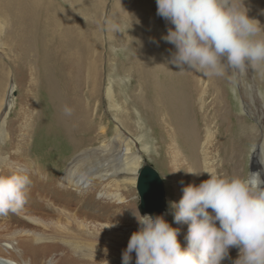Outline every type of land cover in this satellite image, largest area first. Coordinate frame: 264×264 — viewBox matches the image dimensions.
<instances>
[{
  "label": "rangeland",
  "instance_id": "1",
  "mask_svg": "<svg viewBox=\"0 0 264 264\" xmlns=\"http://www.w3.org/2000/svg\"><path fill=\"white\" fill-rule=\"evenodd\" d=\"M240 1L232 0L239 8ZM29 2H32V9L27 8V14H31V32L26 28L27 20H22L20 7H26ZM39 18L46 19L47 24L52 22L49 33L48 25L44 29ZM143 21H149L150 25L157 28L155 31L159 32L163 48L161 55L174 53L175 46L162 39L167 34V28L174 26L157 15L156 0H0V157H6L0 163V175L21 172L29 177L25 204L15 213L0 216V236L9 238V232L22 228L27 221L52 222L55 213L60 211L63 216L76 214L77 217L98 213L112 216L115 212L112 221L116 222L117 227L113 229V236L110 238L112 245L97 247L92 242H82L88 246L85 250L86 258L96 256L103 260L106 256H114L117 258L116 263L122 264L119 257L127 248L131 235L139 229L134 213L139 211L140 205L133 177L122 171L120 154L126 148L132 156L143 159L139 163L140 168L149 164L163 180L166 199L164 213L169 211V201H176L173 177L168 165L161 161L159 155L161 135L152 121L153 111L148 108L144 113L141 109V122L132 118L128 123L123 117L116 115L106 98L108 89L116 95L120 90L123 100L129 95L131 98L134 96L132 88L138 75L133 63L140 59L143 48L148 43L145 42L148 40L144 34L150 36V27L147 25L143 29ZM67 25L72 37L73 33L80 31L83 33V40L93 46L90 52L96 64L90 72L84 64L82 70L79 67L77 72L68 67L67 57L65 59L68 43L64 39ZM43 29L47 34L43 33ZM19 36L31 39L32 58L28 59L29 53H22V47L18 46ZM258 38L264 37L259 34ZM153 41L152 39V49L155 45ZM44 51L45 54L40 57ZM79 54L86 60L85 50ZM29 66L35 69L34 75L28 69ZM166 70L170 80L174 79L177 84L184 82L186 86L191 83L192 71L199 86L206 92L205 107L201 111L197 105V113L193 116L191 114L190 119L193 130L200 128L203 133L206 129L203 116L208 120L209 144L212 146L215 172L224 177L248 178L253 173L264 171V62L257 64L255 68L249 65L244 72L226 69L222 75H204L186 69L181 71L174 64ZM31 80L37 81L32 88L28 84ZM67 80L83 84L80 97L87 99V94L91 97L92 100L85 102L90 105L94 122L87 120L85 123L86 118H83L81 111L83 117H78L73 122L70 113L66 112L69 108L66 97L73 96L72 91L70 94L65 90ZM53 83L57 84L55 88ZM160 87L159 84V90ZM181 88L189 94L184 85L181 84ZM244 90L248 96L252 93L249 98L254 96L253 99L256 100L251 108L246 103ZM168 91L166 89L159 95L158 103H161L160 107L166 108L165 112L171 114L175 109V102L172 98L169 100L171 104L165 101ZM53 94L63 97L55 98ZM10 98L14 102L13 107L8 110L5 105ZM182 99L186 105L190 104L191 95ZM54 103L63 107L60 114V109ZM81 108L84 111L82 105ZM135 109L138 110V107L135 106L133 110ZM103 127L106 128L107 137L99 134ZM72 129L77 131L75 139L71 134ZM192 136L193 132L188 131L185 138L190 140ZM73 148L76 149L75 156L71 153ZM145 148H148V152ZM183 153L188 159L189 152ZM72 165H75L79 176L91 177L92 172L89 170L97 167L109 169V174L115 173L99 188L106 194H122L126 203L116 205L118 202L100 200L81 202L61 197L65 189L59 188L55 180L64 177ZM68 192L73 196L72 190ZM59 198L66 203L59 201ZM110 206L115 209L110 210ZM34 227L37 228V225ZM67 253L72 254L69 246L63 245L54 257L64 259ZM25 255L27 260L32 261H40L43 256L29 251Z\"/></svg>",
  "mask_w": 264,
  "mask_h": 264
},
{
  "label": "clouds",
  "instance_id": "2",
  "mask_svg": "<svg viewBox=\"0 0 264 264\" xmlns=\"http://www.w3.org/2000/svg\"><path fill=\"white\" fill-rule=\"evenodd\" d=\"M156 4L157 15L174 26L162 39L175 46L170 62L181 71L222 75L226 69L244 72L247 66L264 62V38H258L264 27L232 0H156ZM5 159L0 157V163ZM206 173L210 178L199 186L182 187V198L169 201L168 212L134 213L139 229L122 253V264H131L133 252L135 264H222L232 247L239 250L233 264H264L261 173L248 178ZM28 184V175L21 172L0 175V216L25 204ZM169 214L174 223L188 226L186 247L178 239L181 229L165 219Z\"/></svg>",
  "mask_w": 264,
  "mask_h": 264
},
{
  "label": "bare ground",
  "instance_id": "3",
  "mask_svg": "<svg viewBox=\"0 0 264 264\" xmlns=\"http://www.w3.org/2000/svg\"><path fill=\"white\" fill-rule=\"evenodd\" d=\"M239 6H240V10H244L245 7L248 10L249 17L258 20L261 26L264 27V0H241L239 2ZM20 7L22 8V15H23L22 20H27V22L25 21L27 24L26 28H29V31L31 32L32 28L30 26L31 22L29 19L31 18L30 16L31 14H27V8H29V10L32 9V2H29L26 7L25 6H20ZM132 8H134V6ZM133 10L134 9H132V11ZM40 22L44 27V29H46V26L48 25L47 30L49 33L52 27L51 24L52 22H49V24H47L48 21L46 19H41ZM143 25H144L143 29H145L147 25L148 27H150L149 30L150 36H148V34L147 35L144 34L146 39L148 40L145 42L148 43L145 45V48H143L140 59L138 58L137 61L134 60L135 63H133V68L136 69V73L138 75V80L134 83V86L132 88L133 93L131 92L132 95L134 96L131 98V96L129 95V97H126V99L123 100L121 98L122 92L120 90L118 95H116L115 93L112 92L111 89H108L106 98L109 100L110 107L111 109L114 110L116 115L121 116V118L123 117V119H125V122L128 123H130L129 119L132 118H136L138 119V122H141L139 114L143 111L145 113L146 111H148V108H150L153 111L154 115H151L152 121H154V123L157 125L159 129V133L161 135V138L159 137L160 138L159 155L161 156V161H163V163L166 166L168 165L169 173L171 177H173V182H174V191L176 197L175 202H179V200L182 198L183 195L182 187L184 185L195 184L199 186V184L202 181L210 178L206 172L209 171L215 172V164L212 158V146L211 143L209 144L210 135L208 129L209 125L207 122L208 120H206L205 116H203L204 125L206 126V129L204 130L205 133H203L201 132L200 128L193 130L190 119L191 114L193 116L195 113H197L196 111L197 105H199L198 109H200L201 111L203 107H205L204 95L206 92L199 86L197 79L194 78L192 71H191L192 80L189 86H186L184 82L177 84L174 83V79L172 80L169 79L170 76L169 77L167 76L166 69L169 66L172 68V63L170 62L172 59L171 58L172 53L169 54L167 52L165 55L163 54L161 55L162 53L161 49L163 48L160 43L161 41L159 37V32H157V30L155 31V29L157 28L153 24L150 25L149 21L148 22L143 21ZM68 28L69 25L66 26V30H65L66 36H64L65 42L68 43L69 46V47L67 46V50H66L67 55L65 56V59L67 57V61L69 65L68 67L70 69H73L74 72L75 71L77 72V69L79 67L82 70L84 64L86 66L87 71L90 72L94 67V65L96 64L93 57H91V52H90V50L93 49V46L90 43L88 44V41L83 40V33L80 31H78L77 34L73 33L74 37H72V33L68 31ZM44 29H43V33L47 34V31ZM260 34H262V36L264 37V31H262ZM48 38L50 37L48 36ZM137 38H139V36ZM151 38L154 40L153 42H155L153 49L151 48V41H152ZM18 46L22 47V53L25 52L29 53L27 54L28 59L32 58L33 52L31 51L30 48L31 46L30 38L19 36ZM83 50H85V54L87 56L86 60L84 56H81V54H79ZM151 50L153 51L151 52ZM44 54L45 51L39 56L41 57ZM28 69L32 70V74L34 75L35 69L32 68V66H29ZM68 71L69 73H71V70ZM79 78L81 81L80 76ZM36 82H37L36 80H31L29 81L28 84L32 88ZM65 82L67 83L64 84L66 92L70 93L72 91L73 93V94L70 93L73 96L66 97L69 105V108L66 109V112L70 113L73 122H75L76 118L83 117L82 114L84 115L83 118H86L85 123L87 122V120L94 122L93 116H91V110L89 109L90 105L88 104V102L87 103L85 102L92 100L91 97L87 96L88 94L85 95L87 99L83 97L81 99L80 97L81 86H83V84L81 83L82 81L77 84H74L72 80H70V82L69 80ZM159 84L161 85L160 90L158 89ZM181 84L186 87V89L189 91V94L184 92V90L181 88ZM56 86L57 84L54 85V88ZM166 89H168L169 91L165 97V101L167 102L172 98L175 102L173 103L175 104V109L172 107L174 111L171 114L167 111L165 112L166 108L160 107L159 105L161 103L160 104L158 103L159 95L162 94ZM172 89H174V92H171ZM53 95L55 98L60 97L55 94ZM190 95H191V101H189L190 104L186 105L185 100H183L182 98L184 96H190ZM244 95H246L245 100L249 107L251 106L252 103L255 104L254 101L256 100L253 99L254 96L252 98H249L250 95L248 96L246 94V90H244ZM61 101L62 99H60V102ZM13 102L14 99L10 98V100L9 99L7 100V105L5 106L8 110H10L11 107H13ZM54 104L56 105V107L60 109L59 111L60 114L62 112L63 107L61 108V104L58 103H54ZM81 105L82 107L85 108L84 111L82 110ZM135 106L138 107V110L136 109L133 110ZM165 106H167V104ZM141 109H143V111ZM80 111L82 112V114ZM135 112L137 116H135ZM251 113L254 114L253 111H251ZM147 116L148 115H146V117ZM143 118H145L144 115ZM193 120H195V118ZM27 122L28 120L26 119L25 123ZM85 130L86 128L84 129V131ZM188 131L193 132V136L191 137L190 140L185 138V135L187 134ZM63 132H65V130ZM71 134H73V138L75 139V135L77 134V131L75 129H72ZM99 134L101 137L102 136L107 137L106 128L103 127L102 132ZM179 137H181V139ZM194 138L197 139L195 140ZM73 141H74L73 144L75 145V140ZM71 145L72 144L70 143V146ZM16 151L17 150H15V153ZM145 151L148 152V148H145ZM183 152L186 153L189 152L188 154L190 156L188 157V159L186 158ZM71 153L72 155L75 156L77 154L76 149L73 148ZM120 158L122 159L121 165L123 167L122 168L123 173L125 175L132 176L133 184L136 185L139 170L144 166L143 165L140 168L139 163L143 159L139 156H134V155L132 156L130 150L127 148L124 149V151L122 150L120 154ZM14 170L16 171L17 167ZM18 171L20 170L18 169ZM90 171L92 172L91 177L90 175L79 176L76 173V168L74 165L72 168L68 169L64 177L55 180V183L59 188L65 189V192L62 193L63 196L61 197L64 198L68 197L71 200H76V201L80 200L81 202H92V201L100 200L106 202L108 201V203L118 202L116 205H121L126 203V198L122 194L119 193L106 194L105 192H103L102 188H99V186L103 187L102 186L103 183L108 182L110 177L115 176V173L109 174V169H102V167L92 168L89 170V172ZM261 175H262L261 178H264V171H261ZM181 181L184 182L183 185L181 184ZM69 190H72L73 196L68 192ZM92 195H94L95 197L93 198ZM59 201L66 203L64 200L62 201L61 198H59ZM109 208L110 210L111 208H113V210L115 209L112 206H110ZM209 211H211V209H209ZM60 212L55 213V217L52 222H46L43 220L27 221V224L22 228L9 232V234H11L9 238L0 236V264H107V262L108 264H117L116 263L117 258L114 256H106V258L103 260L100 257H96V256L95 257L90 256V258H86L87 255H85V250L88 246H85L84 243L82 242V240L89 241L92 242L97 247L98 246L108 247L110 246V244L112 245L110 238H112L113 236V232H114L113 229L117 227L116 222L112 221L113 217H115V212L112 213V216L108 214L101 215L100 213H98V215H87V216H78V217L76 216V214L63 216V212L61 213ZM117 217L119 218L118 213H117ZM165 219L174 228L181 229L178 239L180 240L182 247H186L187 242L185 240V236L187 235L188 226L185 224L174 223L173 216L171 214L166 215ZM34 225H37V228H35ZM5 231L7 232V230ZM63 245L64 247L65 245H68L69 250L72 252V254L67 253L64 259L58 260V258L54 257V254L58 252ZM26 250L32 253L35 252L36 255L43 254V256L41 257L40 261L39 259L33 261L27 260L26 255L24 256V253L27 252ZM238 252L239 250L237 248L235 247L230 248L229 256L222 261V264H233V261L238 258ZM119 258L122 259V256H120ZM135 261H136V253L133 252L131 264H135Z\"/></svg>",
  "mask_w": 264,
  "mask_h": 264
},
{
  "label": "water",
  "instance_id": "4",
  "mask_svg": "<svg viewBox=\"0 0 264 264\" xmlns=\"http://www.w3.org/2000/svg\"><path fill=\"white\" fill-rule=\"evenodd\" d=\"M136 189L139 195L140 214H163L166 208L163 180L149 164H145L138 173Z\"/></svg>",
  "mask_w": 264,
  "mask_h": 264
}]
</instances>
